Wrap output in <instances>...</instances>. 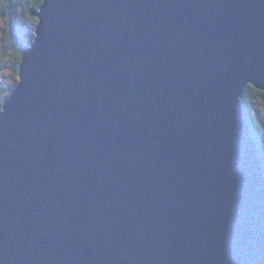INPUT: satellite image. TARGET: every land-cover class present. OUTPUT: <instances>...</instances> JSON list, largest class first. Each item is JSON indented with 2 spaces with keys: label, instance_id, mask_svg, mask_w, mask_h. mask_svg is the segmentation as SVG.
Here are the masks:
<instances>
[{
  "label": "water",
  "instance_id": "obj_1",
  "mask_svg": "<svg viewBox=\"0 0 264 264\" xmlns=\"http://www.w3.org/2000/svg\"><path fill=\"white\" fill-rule=\"evenodd\" d=\"M0 113V264H264V0H44Z\"/></svg>",
  "mask_w": 264,
  "mask_h": 264
},
{
  "label": "trees",
  "instance_id": "obj_2",
  "mask_svg": "<svg viewBox=\"0 0 264 264\" xmlns=\"http://www.w3.org/2000/svg\"><path fill=\"white\" fill-rule=\"evenodd\" d=\"M44 0H0V18L7 19V26L4 28L5 47L2 49L11 52L8 63H3L0 59V73L7 69L12 71V76L19 81V70L25 49L30 48L36 38V28L39 24L37 14L43 5ZM3 56V55H2ZM17 85V84H16ZM14 86L7 93L5 89L0 90V112L3 105L10 96ZM4 93V96H3ZM252 96L264 102V93L249 87L243 99L245 106L251 111ZM252 112V111H251ZM251 128L258 143L261 157L264 160V124L258 123L252 118Z\"/></svg>",
  "mask_w": 264,
  "mask_h": 264
},
{
  "label": "rangeland",
  "instance_id": "obj_3",
  "mask_svg": "<svg viewBox=\"0 0 264 264\" xmlns=\"http://www.w3.org/2000/svg\"><path fill=\"white\" fill-rule=\"evenodd\" d=\"M7 26V19L6 18H0V59L3 63H8L9 59L11 57L10 51H5L4 54L2 52V49L5 47V43L3 42V39L5 37L4 35V28ZM3 55V56H2ZM18 84V81L15 77L12 76V71L10 69L5 68V71L0 73V90L5 89L7 91L11 90L14 86ZM3 93V96H4ZM252 107L251 111L253 114V118L258 123L264 124V102L257 99L255 96H252Z\"/></svg>",
  "mask_w": 264,
  "mask_h": 264
},
{
  "label": "clouds",
  "instance_id": "obj_4",
  "mask_svg": "<svg viewBox=\"0 0 264 264\" xmlns=\"http://www.w3.org/2000/svg\"><path fill=\"white\" fill-rule=\"evenodd\" d=\"M18 85V84H17ZM8 99V98H7ZM251 112V111H250ZM1 113V112H0ZM252 113V112H251ZM252 118H253V114H252ZM252 135H253V129H252ZM254 136V135H253ZM255 138V137H254Z\"/></svg>",
  "mask_w": 264,
  "mask_h": 264
},
{
  "label": "bare ground",
  "instance_id": "obj_5",
  "mask_svg": "<svg viewBox=\"0 0 264 264\" xmlns=\"http://www.w3.org/2000/svg\"><path fill=\"white\" fill-rule=\"evenodd\" d=\"M20 71V70H19ZM20 74V73H19ZM18 83H19V81H18ZM4 106V105H3ZM3 109V108H2Z\"/></svg>",
  "mask_w": 264,
  "mask_h": 264
}]
</instances>
